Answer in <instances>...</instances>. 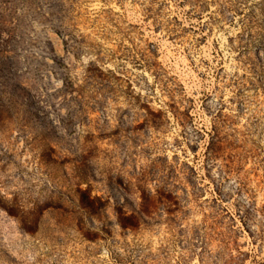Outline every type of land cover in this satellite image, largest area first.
Returning <instances> with one entry per match:
<instances>
[{"label":"rangeland","instance_id":"374dc122","mask_svg":"<svg viewBox=\"0 0 264 264\" xmlns=\"http://www.w3.org/2000/svg\"><path fill=\"white\" fill-rule=\"evenodd\" d=\"M0 264H264V0H0Z\"/></svg>","mask_w":264,"mask_h":264}]
</instances>
